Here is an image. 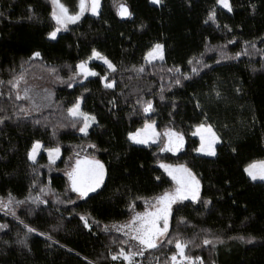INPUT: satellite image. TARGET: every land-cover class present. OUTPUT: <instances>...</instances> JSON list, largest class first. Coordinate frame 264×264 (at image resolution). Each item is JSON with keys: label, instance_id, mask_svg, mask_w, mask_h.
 Masks as SVG:
<instances>
[{"label": "trees", "instance_id": "16d2710c", "mask_svg": "<svg viewBox=\"0 0 264 264\" xmlns=\"http://www.w3.org/2000/svg\"><path fill=\"white\" fill-rule=\"evenodd\" d=\"M123 2L134 12L132 17H119L114 0H101L99 16L86 14L51 40L47 36L55 26L51 0H0V81H4L0 116L12 117L0 125V197L11 193L17 200L31 195L48 201L14 205L15 215L0 210V224L8 225L0 229V264H116L111 255L127 248V238L105 231L104 225L130 219L132 200L135 211H142L144 200L137 197L150 198L174 188L172 178L159 166L162 161L185 164L201 180L200 201H181L172 210L170 234L179 233L200 245H189L186 254L202 257L203 264H264V182L252 181L244 172L249 163L264 160V0H231V13L216 0H192L191 5L187 0H163L160 5L150 0ZM76 4L73 0L71 12L77 11ZM213 7L219 27L204 23ZM29 15L33 18L27 19ZM156 41L166 45L165 61L148 65L140 75L131 71L132 65L143 63L145 52ZM93 48L117 65L115 73L108 71L109 78L116 80L115 88H105L98 76L69 86L77 78L69 81L76 65ZM221 50L229 58L221 57ZM33 51H40L42 59L29 60ZM201 53L210 67H201L199 74L181 78L176 85L177 74L167 69L176 66L190 73L187 61ZM89 64L105 75L107 66L102 62ZM49 66H56L65 82L50 74ZM21 72L29 86L52 88L53 108L17 115L27 101L17 100L14 90L10 98L7 81ZM81 95L82 110L98 121L87 136L78 131V122L72 126L74 120L66 111ZM140 97L152 100L155 111L143 113L136 104ZM149 120L156 122L159 132L170 127L181 132L184 149L173 154L161 152L160 144L129 141L128 133ZM201 122L211 124L220 137L216 156L194 151L200 140L193 132ZM34 140L45 147H60L57 171L45 153L35 164L27 159ZM75 152L98 158L107 169L104 185L88 198L79 199L70 190L63 172ZM49 185L52 192H40ZM82 215H89L91 229L84 226ZM25 225L38 231L27 233ZM26 233L28 247L17 243ZM205 236L220 237L223 243L202 245ZM249 237L256 239L248 243ZM174 251V245H164L146 250L140 259L145 264L164 263Z\"/></svg>", "mask_w": 264, "mask_h": 264}, {"label": "snow or ice", "instance_id": "6c2138e0", "mask_svg": "<svg viewBox=\"0 0 264 264\" xmlns=\"http://www.w3.org/2000/svg\"><path fill=\"white\" fill-rule=\"evenodd\" d=\"M150 3L154 5H160L163 3V0H150ZM187 3L191 5L192 0H187ZM52 11L51 18L55 21V26L51 31L47 33V36L51 40H56L58 33L61 30H66L69 23L78 22L85 12H91L95 16L100 15L101 0H79L78 11L69 12V8L62 2V0H51ZM216 5L226 9L229 13L233 12V5L231 0H216ZM114 6L116 7L117 15L121 18L132 17L134 12L130 9L126 2L123 0H114ZM252 11H256L255 4L251 5ZM29 11L31 12V5H29ZM0 16H3V12H0ZM33 16L29 15L27 19H32ZM211 21L214 24L217 23V11L216 7L211 8L207 13V18L204 23ZM141 28L144 25H140ZM228 31L232 29L228 25H224ZM235 41H230L234 43ZM249 42L245 41L247 45ZM255 48V45H251ZM207 48V45L205 46ZM264 52V50H261ZM165 52L166 45L160 41L152 43L143 56V63L139 65H132L131 71L135 72L137 75H140L146 71V67L151 65L155 67L156 62L165 61ZM247 52V48H245ZM220 55L223 58H229L227 54L221 50ZM241 53H237L238 57ZM42 59V54L40 51H33L29 60ZM93 59L102 61L104 65L107 66L105 75L101 76L100 73L96 72L93 68L89 67V62ZM187 63L191 65L190 73L182 72L179 67L174 66L173 68L167 69L168 72H175L177 75L174 78V83L176 85L181 84V78L190 79L191 74H199L201 67L208 68L210 65L203 62V53L199 56L191 57ZM21 67H23L21 65ZM77 71L72 73V76L69 77V81H72L75 77L79 76L83 79H87L89 76H98L101 81L104 83V87L108 89L115 88L116 80L114 78L110 79L108 71L115 73L117 71V65L112 62L106 55L101 51L93 48L91 54L87 59L80 60L76 65ZM48 71L50 74L54 75L57 80L65 82L58 74V69L56 66H49ZM4 81H0V84H3ZM11 86L9 91V97L15 92V98L20 99H30L32 89L27 85V80L24 72H21L17 75H14L12 79L7 81ZM23 84V88L21 85ZM71 87L72 84L69 83ZM87 91V89H85ZM239 91V89H237ZM21 91H23V96H21ZM0 95H3L0 92ZM46 97V99H49ZM83 96L77 97L71 107L66 111L70 117L73 118V127L76 126L78 122L80 127L79 132L83 133L85 136L88 135V129L92 124L97 123L96 116L85 112L82 110L81 105L83 102ZM160 99L163 100L164 96L161 95ZM114 104L115 102L112 101ZM33 104L36 110H39V105L33 101ZM136 104L140 106L143 113L154 112V106L152 100H145L142 97L136 100ZM199 106V105H198ZM3 111V109H0ZM31 109L21 108L18 110L19 113H24L28 115ZM11 116H0V125H3L6 120H11ZM36 123H40L39 120ZM63 126V125H61ZM193 135L199 136L200 145L195 148L194 151L197 153H206L210 156H216V145L220 142V137L214 131L213 126L206 122H201L195 125V131ZM128 139L133 144L139 145H149L150 142H158L162 146L160 147L161 152H179L185 143L184 135L181 132L174 130L173 128H167L163 133H160L156 129V122L154 120L146 121L143 127L136 129L135 131L128 133ZM90 147L94 148L96 145L91 144ZM44 151L48 155L49 164H55L56 160L59 159L61 149L59 146L55 147H45L42 141L34 140L31 144V147L27 151V159L33 164L37 162V156L40 153V150ZM233 152H236V148L231 149ZM160 168H162L168 176L172 178L175 182V187L171 190H165L161 194L150 197L143 198L137 197L136 199H143L145 203V211L136 212V203L135 200L130 201L128 208L133 213L130 219L124 224L112 225L116 231H123L124 235L129 238L131 241L138 242L136 245H130L129 250L126 251L124 247H120L119 251L111 255L113 261L122 260L126 264H139L135 260L137 256H143L144 249H158L164 245H174L175 251L172 255L164 262V264H203L202 257L196 256L192 257L186 254V249L189 245H196L194 240L182 239L179 233L170 234V218L172 217L173 205L178 202L191 200V201H200V190L201 182L197 178L196 174L192 171L191 168H188L185 164L172 165L164 162H160ZM36 171V169H33ZM244 172L252 181H262L264 182V160L253 161L249 163L245 168ZM107 175V169L103 162L96 159L95 157L88 158L85 156L83 159H77L74 167L67 173V176L70 181V190L78 194V198H88L90 193L97 192L104 185L105 177ZM157 180L160 177H156ZM52 192L53 189L49 186L41 188L40 192ZM59 200V197H57ZM27 201H31L32 204H47L48 201L42 199L41 196L33 197L29 195L25 200H17L11 193L8 194L7 198L0 197V210H8L12 215H15L14 205L24 204ZM60 203H65V201H59ZM68 203L73 201L69 200ZM204 203H211V201H205ZM90 215V214H89ZM89 215H82L80 219L83 221L84 226L88 229H91L92 224L89 223ZM93 223L99 224V221L93 219ZM181 223H187L186 220L181 218ZM23 223V221H21ZM8 225L0 224V229L7 228ZM27 228V233L37 232L38 230L32 227L25 225ZM105 231L109 229V225H104ZM126 229V231H125ZM27 233L23 239L17 241V243L23 244L25 247H28L27 243ZM40 235H46L49 240L52 239V236L48 233H40ZM240 240H245V237H238ZM255 237L247 238L248 243L254 241ZM129 240H125L124 243H129ZM202 245H215L217 243H223L220 237H213L209 239L205 236L202 241ZM135 248V250H131ZM30 250V248H29ZM159 264V262H158Z\"/></svg>", "mask_w": 264, "mask_h": 264}, {"label": "rangeland", "instance_id": "374dc122", "mask_svg": "<svg viewBox=\"0 0 264 264\" xmlns=\"http://www.w3.org/2000/svg\"><path fill=\"white\" fill-rule=\"evenodd\" d=\"M62 2L63 3H65V5L69 8V12L70 13H72L71 11H70V9L72 8L73 9V0H62ZM78 3H79V0H77V11H78ZM100 10H101V8H100ZM86 14H92L91 12H85V14L84 15H86ZM93 15V14H92ZM83 18V16L81 17V19ZM80 19V20H81ZM79 20V21H80ZM72 24H75V23H69L68 24V26H70V25H72ZM64 30H61V32L60 33H62ZM60 33H58V36H59V34ZM57 36V37H58ZM92 61H99V60H95V59H93ZM91 62V61H90ZM89 62V63H90ZM99 62H102V61H99ZM103 63V62H102ZM89 67H90V64H89ZM91 68V67H90ZM95 70V69H94ZM96 71V70H95ZM97 72V71H96ZM89 77H93V76H89ZM88 77V78H89ZM46 78H47V81L49 80V76L48 75H46ZM46 78H43V77H40L39 78V80L40 79H44V80H46ZM85 79H83L82 77H79V76H77V78L73 81V83H72V85H74L75 83H78V82H82V81H84ZM28 85V87L30 88V89H32V92H31V98L30 99H24V100H26L27 101V106H26V108H29V109H31V111L29 112V114L27 115V116H32V115H35V114H39V113H41V112H43V111H46V110H48V109H51V108H53L54 107V93H53V90H52V88L51 87H42V85H40V84H35V83H32V86H29V84H27ZM21 88H23V84L21 85ZM49 94H51L50 95V98L49 99H46V97H49ZM21 96H23V91H21ZM33 101H35V103L36 104H38L39 105V110H36V108H35V106H34V104H33ZM81 108H82V105H81ZM93 125V124H92ZM91 128V127H90ZM89 128V129H90ZM89 129H88V131H89ZM156 129H157V126H156ZM166 130V129H165ZM165 130H163V132L165 131ZM157 131L159 132V130L157 129ZM195 131V130H194ZM215 131V130H214ZM163 132H160V133H163ZM80 134H83V133H81L80 132ZM195 136V135H194ZM196 137H198L199 138V136H196ZM184 140H185V136H184ZM199 140H200V138H199ZM43 143V142H42ZM153 144H159L158 142H150V144L149 145H153ZM161 145V144H160ZM162 146V145H161ZM184 147H185V143H184V146H183V148L180 150V151H182L183 149H184ZM179 151V152H180ZM165 152H167V151H165ZM179 152H169V153H173V154H177V153H179ZM43 153H45L46 155H47V153L44 151V149H41L40 150V153L38 154V156H37V160H39L40 159V157H41V155L43 154ZM198 154H201V155H205V156H209V157H213V156H210V155H207L206 153H198ZM85 156H87L86 154H84V153H82V152H75L74 153V155L72 156V158H71V166L70 167H68V168H66L63 172H64V174L66 175V177H67V179H68V181H69V178H68V176H67V173L69 172V171H71V169L74 167V165H75V162H76V160L77 159H83ZM88 158H92L91 156H87ZM47 158H48V155H47ZM60 158H61V153H60V157H59V159H57L56 160V162H55V164L60 160ZM96 159H98V158H96ZM49 160V159H48ZM99 160V159H98ZM101 161V160H100ZM256 161H259V160H256ZM102 162V161H101ZM162 162H164V163H168V164H172V165H179V164H181V163H178V164H175V163H170V162H166V161H162ZM55 164H53V171H55L56 170V167H54V165ZM160 164V163H159ZM57 171V170H56ZM197 176V175H196ZM106 178V177H105ZM197 178L200 180V178L197 176ZM200 182H201V180H200ZM69 187H70V181H69ZM174 187H175V182H174ZM200 193H201V190H200ZM77 194V193H76ZM91 194V193H90ZM77 197H78V194H77ZM79 199H82V198H79ZM190 200V199H189ZM179 203V202H178ZM174 205H176V204H174ZM173 205V206H174ZM17 206H15V208H16ZM146 207V206H145ZM3 211H7V210H3ZM143 211H145V208L142 210V211H136V212H143ZM129 220V219H128ZM127 220V221H128ZM170 220H171V218H170ZM127 221H125V222H127ZM125 222H119V223H113V224H109V231H112V232H116V233H120V234H123L124 235V232L123 231H116V229L114 228V227H112V225H119V224H124ZM125 231H126V229H125ZM125 236V235H124ZM126 237V236H125ZM127 238V240H129V238L128 237H126ZM138 242H136V241H131V240H129V243H127L126 244V251H128L129 250V247H130V245H136ZM131 250H135V248H132ZM146 250H148V249H144V252L146 251ZM140 257L141 256H137V257H135V260L136 261H138L139 262V264H145L144 262H142V260L140 259ZM193 257V256H192ZM139 258V259H138ZM116 264H126V262H124V261H122V260H118V262L116 263ZM150 264H158V262H156V263H150ZM159 264H164V263H160V261H159Z\"/></svg>", "mask_w": 264, "mask_h": 264}]
</instances>
